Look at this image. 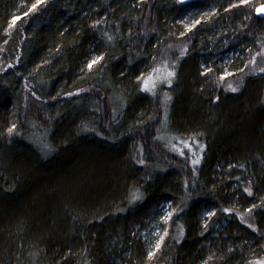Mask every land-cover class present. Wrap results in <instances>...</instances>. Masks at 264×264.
Here are the masks:
<instances>
[{
  "label": "trees",
  "instance_id": "trees-1",
  "mask_svg": "<svg viewBox=\"0 0 264 264\" xmlns=\"http://www.w3.org/2000/svg\"><path fill=\"white\" fill-rule=\"evenodd\" d=\"M261 3L0 0V264H143L164 204L154 264L263 255Z\"/></svg>",
  "mask_w": 264,
  "mask_h": 264
},
{
  "label": "rangeland",
  "instance_id": "rangeland-1",
  "mask_svg": "<svg viewBox=\"0 0 264 264\" xmlns=\"http://www.w3.org/2000/svg\"><path fill=\"white\" fill-rule=\"evenodd\" d=\"M190 22L191 21L187 17L181 20V23L184 29H187L190 27V24H191ZM94 59L95 58H93L92 60ZM164 67L162 65L156 66L153 69V71L151 72L148 71L147 74L144 73L145 75H141L139 77L138 81H140L141 91L145 93H149V94H155L158 87L160 88L162 85H164L166 89L171 85V82L174 78V75H173L174 70H172L171 66H167V68L166 67L164 68ZM158 68L160 69L158 70ZM169 73H171V75H169ZM224 74H227L226 71L224 72ZM146 83H147V86H145ZM196 143L198 147L200 148L199 143L198 142ZM184 149L189 150V156H192L194 154V144L193 143L191 145L186 146ZM159 212L160 213L158 217H154L152 220L144 221L142 227L140 229H137L135 232L139 236L142 247L145 249L143 252L144 254L143 259L145 261L143 264H154V262L151 261L153 253L159 248L160 242L163 239L162 238L163 235L165 234L167 235L168 232L170 234L169 229L165 227L166 223L168 222L171 216L169 204H164L163 208H161ZM209 214H210L209 211L205 212L204 216H202L201 219L202 220L205 219ZM171 235H174V234L171 233ZM251 264H264V254L252 260Z\"/></svg>",
  "mask_w": 264,
  "mask_h": 264
},
{
  "label": "water",
  "instance_id": "water-1",
  "mask_svg": "<svg viewBox=\"0 0 264 264\" xmlns=\"http://www.w3.org/2000/svg\"><path fill=\"white\" fill-rule=\"evenodd\" d=\"M180 3H187L190 2L192 0H178ZM261 7H264V3L258 4L255 8H254V13L255 15H257L260 18H264V13H260L257 10Z\"/></svg>",
  "mask_w": 264,
  "mask_h": 264
},
{
  "label": "snow or ice",
  "instance_id": "snow-or-ice-1",
  "mask_svg": "<svg viewBox=\"0 0 264 264\" xmlns=\"http://www.w3.org/2000/svg\"><path fill=\"white\" fill-rule=\"evenodd\" d=\"M257 11L260 12V13H264V7L259 8ZM89 67H91V65H89ZM169 75H171V73H169ZM145 86H147V83H146Z\"/></svg>",
  "mask_w": 264,
  "mask_h": 264
}]
</instances>
